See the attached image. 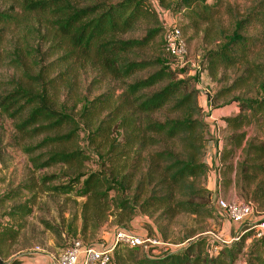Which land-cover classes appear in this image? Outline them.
I'll list each match as a JSON object with an SVG mask.
<instances>
[{
  "label": "trees",
  "instance_id": "1",
  "mask_svg": "<svg viewBox=\"0 0 264 264\" xmlns=\"http://www.w3.org/2000/svg\"><path fill=\"white\" fill-rule=\"evenodd\" d=\"M2 1L12 4L0 10V48L11 25H24L16 7L39 17L34 33L40 42L19 36L11 51L0 53L18 74L0 80V117L12 121L23 141L38 139L34 146H25L35 170L67 169L61 174L42 175L38 182L24 187L85 198L81 211L85 236L90 229H101L111 211L118 210L119 220L130 222L137 214L153 217L159 213L155 223L164 226L159 232L155 230L158 238L166 242L181 235L178 241H188L179 252L159 246L146 251L140 245L129 246L132 264H238L241 258L244 264H264V237L255 236L254 224L240 232V240L232 244L204 235L209 230L206 222L215 211L213 192L206 186L209 165L205 154L211 137L208 116L199 102L197 76L188 75L187 68L177 64L178 58L165 51L163 37L158 57L139 54L163 33L153 0ZM155 1L165 10L182 14L195 30L214 23L223 2ZM152 18L156 28L145 36L123 37L135 32L142 19ZM252 26L262 29L257 39L249 35ZM206 33L209 37L208 30ZM209 40L220 42L204 51L200 62L203 70L205 67L215 77L220 67L244 64L237 87L250 83L256 73L257 79L262 76L259 82L264 93V65L251 63L249 58L253 45L264 44V0L235 17L228 33ZM85 65L95 68L103 79L121 83L124 91L118 101L112 93L91 99L77 88L76 74ZM215 99L211 96V103ZM233 101L238 102L240 112L224 119L231 134L224 150L216 154L228 174L235 170L234 183L244 189L264 178V130L252 138H247L244 130L254 123L264 124V96H237ZM2 140L0 137V144ZM85 140L87 148H82L80 142ZM23 141L16 140L14 147H22ZM241 148L242 158L238 153ZM38 150L42 152L36 155ZM92 155L98 156L100 167L83 170ZM65 176L67 180H62ZM228 182L232 183L229 177ZM20 195L11 191L0 196V206L14 201L2 216L20 223H0V259L14 254L5 252L2 245L20 235L21 220L33 212L29 200L15 201ZM254 195L264 199V180L258 181ZM183 216L194 225L182 223ZM175 226H180L178 232L173 230ZM45 227L55 230L48 220ZM117 247L110 264L120 255ZM160 249L165 251L154 253ZM23 261L15 257L0 260V264Z\"/></svg>",
  "mask_w": 264,
  "mask_h": 264
},
{
  "label": "rangeland",
  "instance_id": "2",
  "mask_svg": "<svg viewBox=\"0 0 264 264\" xmlns=\"http://www.w3.org/2000/svg\"><path fill=\"white\" fill-rule=\"evenodd\" d=\"M172 1L167 0L170 3ZM258 1L260 0H223L218 8L219 11L216 13L214 23L202 25L199 30H195L188 26L189 21L182 14L165 10L153 0L152 5L159 12L162 21L163 33L156 35L153 42L144 50H140L139 53L144 58L158 57L162 53L161 44L162 37L164 41L165 26H176L181 29L182 38L186 42V52L182 59H178L177 64L181 68H187L188 75L197 76L195 86L199 90V102L204 107L205 113L208 116L206 120L209 124L211 134L209 135L211 137H209L210 139L207 142V151L205 154V162L209 165L206 186L213 192V195L220 193L221 196L229 201H253L255 203L252 215L244 220L242 225H247L249 221L258 222L264 218V199L255 198L254 195L256 184H258V181L264 180V178L259 177V180L250 187L240 189L234 183L236 177L235 170L228 174L227 167H221L223 161H220V155L218 153L216 154V152H220L222 149L224 150L227 145V137L231 134L224 119L226 117L236 116L240 112L238 102L233 101V99L237 96L263 97L264 93L260 89L262 76L259 75L257 79L256 73H254L249 81L250 83L242 87H237L239 78L244 74L246 65L239 64L230 69L220 67L217 75L211 77L209 70L205 67L203 70L200 62L204 58V51L213 48L216 43L220 42L219 40L215 42L209 40V37L215 38V36H220L224 32L228 33L233 26L234 18L245 15ZM209 2L213 3L214 0H209ZM11 4L10 1L3 2L0 0V10L9 8ZM16 10L19 16L23 18L24 25L10 26L6 42L0 48L1 54L11 51L12 43L16 42L19 36H25L26 40L29 41L33 39V41H37L36 43L40 42L39 36H36V33H34L39 26V17L17 7ZM154 28H156V22L153 18L150 20L142 19L139 28L135 32L126 34L123 37L141 38ZM206 30H208L209 37H206ZM261 31L262 29L260 27L252 26L250 27L249 35L257 39L261 36ZM249 58L251 63L264 65V44L259 42L253 45ZM206 64L207 62L205 61V66ZM12 75H18L14 66L9 63V60H4L1 57L0 80L8 79ZM76 78L77 88L81 92L86 91L91 99L103 93H112L114 99L118 101L119 96L124 91L121 83L103 79L100 72L90 65L81 67L76 74ZM256 80L258 81L256 82ZM211 96L216 98L213 103L210 100ZM80 107L78 105V109ZM263 126L264 124L260 126L254 123L251 126L245 127L244 130L247 132V138L261 136L264 130ZM217 127L220 128V141H218L219 139L217 137ZM0 137L3 139L0 144L2 145L0 146V196L11 191L19 192L21 195L15 201L23 202L29 200L33 208L30 216L25 221L21 220L22 227H20V235L13 240L4 242L2 245L5 252L8 251L10 254H14L8 256V259L3 256L0 260L9 261L15 257H20L24 260L23 264H56L61 252L74 242L79 241L84 246L89 247H93L95 244L96 246L97 244H112L115 242V234L117 231L124 229L134 232V228L147 230L150 235L156 237V231L159 232L160 228L164 226V223H155L159 213L153 217L148 213L137 214L133 217V221L130 222L128 219L120 221L119 211L115 210L111 211L113 213L109 216L108 221L102 223L101 229L97 231L90 229L85 236L81 232V211L85 198H77L74 194L67 196L57 195L48 190H42L41 187H35L32 191L24 187L30 182H38L42 175L52 173L61 174L67 171L66 167L58 166L41 171L35 170L30 161L31 157L25 150V146H34L38 139L23 141L19 138V134L16 133L12 121L4 117H0ZM82 137L84 136L82 135ZM16 140L23 141L24 145L18 148L14 147ZM87 143V140L81 141L80 145L82 148H87ZM220 145L223 147L222 149H219ZM88 150L91 151L92 148ZM40 152L42 150L36 151L35 154L38 155ZM238 153L240 158L244 156L242 148ZM99 162L98 156L92 155L91 160L86 162L83 170H96L100 167ZM228 177L232 180L231 184L228 182ZM62 180H67V176L63 177ZM57 183L55 182V184ZM13 202L12 200H8L0 206V223L3 226L10 221V218L3 217L2 214ZM214 207L215 211L213 216L206 222L207 229L209 230L204 235L209 236L211 240H218L214 238L217 236L224 240H229L234 235L227 231L238 229L236 228L238 224L232 222L216 206ZM47 220L55 226V230H50L45 227V221ZM180 220L182 223H188L189 226L194 225L193 221L185 216L181 217ZM10 223H15L17 226L20 225L19 222L15 221H10ZM179 228L180 226H175L173 230L178 232L180 230ZM179 236L181 235L176 236V238L171 237L167 242L173 245L182 244V241L177 240ZM131 248L123 244L118 245L117 250L120 255L114 258L113 264H132L131 259H129ZM164 251L165 249L154 250V253L158 254ZM238 264H244V259L241 258Z\"/></svg>",
  "mask_w": 264,
  "mask_h": 264
},
{
  "label": "built area",
  "instance_id": "3",
  "mask_svg": "<svg viewBox=\"0 0 264 264\" xmlns=\"http://www.w3.org/2000/svg\"><path fill=\"white\" fill-rule=\"evenodd\" d=\"M164 48L169 54L182 59L186 52V42L182 38L179 27L165 26ZM217 137L221 140L220 128L217 127ZM214 205L223 212L232 222L242 223L252 215L255 203L253 201H229L220 193L212 196ZM255 236L264 237V218L254 224ZM241 234L238 232L229 240L214 237L225 243H235L240 240ZM188 242V241H187ZM187 242L173 245L165 242L157 236L150 234H140L129 230H119L115 234V242L112 244H99L97 246H84L81 242H74L71 246L64 249L56 264H110L117 245L127 246L140 245L146 251L151 246L165 247L169 252H179Z\"/></svg>",
  "mask_w": 264,
  "mask_h": 264
},
{
  "label": "crops",
  "instance_id": "4",
  "mask_svg": "<svg viewBox=\"0 0 264 264\" xmlns=\"http://www.w3.org/2000/svg\"><path fill=\"white\" fill-rule=\"evenodd\" d=\"M223 147L220 145L219 146V149H222ZM217 163V162H216ZM257 221H255V222H248L247 223V225H242V223H236V224H238L237 225V227L236 228H238V229H235V230H229V231H227L228 233H232L233 235H236L238 232H242V231H244V230H246L248 227H250V225H252V224H255ZM135 229V233H140V234H149L148 233V231L147 230H144V229H141V228H139V229H136V228H134ZM44 264H46V263H44Z\"/></svg>",
  "mask_w": 264,
  "mask_h": 264
}]
</instances>
